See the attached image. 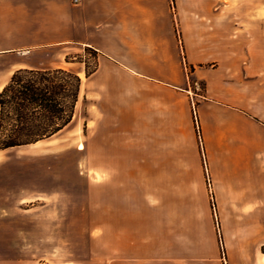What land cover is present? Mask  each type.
Segmentation results:
<instances>
[{
	"label": "crops",
	"instance_id": "obj_1",
	"mask_svg": "<svg viewBox=\"0 0 264 264\" xmlns=\"http://www.w3.org/2000/svg\"><path fill=\"white\" fill-rule=\"evenodd\" d=\"M259 22L258 9L228 8L226 0H0V88L19 69H52L44 68L49 47L94 50L98 66L88 78L108 102L136 113L129 134L138 136V151L130 158L154 163L155 175L187 174L184 153L201 160L195 115L220 216L264 224ZM202 65L211 68L200 71ZM187 68L204 80L203 96L182 81ZM233 145L243 150L236 168L227 155ZM154 204L124 203L121 226H108L118 245L109 247L107 264H223L219 250L204 255L196 242L194 199Z\"/></svg>",
	"mask_w": 264,
	"mask_h": 264
},
{
	"label": "rangeland",
	"instance_id": "obj_2",
	"mask_svg": "<svg viewBox=\"0 0 264 264\" xmlns=\"http://www.w3.org/2000/svg\"><path fill=\"white\" fill-rule=\"evenodd\" d=\"M226 6L258 9L264 31V0H226ZM48 54L44 68L82 74L79 102L70 125L48 141L0 152V264H107L109 247L113 251L118 245L108 226H121L124 203L141 200L154 206L156 200L187 198L194 199L196 242L204 255L219 250L223 264H264V224L235 223L234 214H219L195 115L201 160L188 149L181 161L188 164L187 174L162 170L155 175L154 163L130 158L138 151V136L129 134L136 113L108 102L101 85L86 76L98 66L97 53L67 45L49 47ZM201 67L206 71L211 65ZM183 71L182 81L203 96L204 80L194 78L190 68ZM230 150L228 157L233 155L239 167L243 150L238 145ZM209 207L211 217L206 216ZM173 210L181 216L186 208Z\"/></svg>",
	"mask_w": 264,
	"mask_h": 264
},
{
	"label": "trees",
	"instance_id": "obj_3",
	"mask_svg": "<svg viewBox=\"0 0 264 264\" xmlns=\"http://www.w3.org/2000/svg\"><path fill=\"white\" fill-rule=\"evenodd\" d=\"M81 85L76 73L63 68L15 71L0 90V152L62 132L74 118Z\"/></svg>",
	"mask_w": 264,
	"mask_h": 264
},
{
	"label": "built area",
	"instance_id": "obj_4",
	"mask_svg": "<svg viewBox=\"0 0 264 264\" xmlns=\"http://www.w3.org/2000/svg\"><path fill=\"white\" fill-rule=\"evenodd\" d=\"M80 1H81V0H72V2H73L74 4H78V3H80Z\"/></svg>",
	"mask_w": 264,
	"mask_h": 264
},
{
	"label": "bare ground",
	"instance_id": "obj_5",
	"mask_svg": "<svg viewBox=\"0 0 264 264\" xmlns=\"http://www.w3.org/2000/svg\"><path fill=\"white\" fill-rule=\"evenodd\" d=\"M2 88H3V87H2ZM2 88H0V90H1ZM263 261H264V259H263Z\"/></svg>",
	"mask_w": 264,
	"mask_h": 264
}]
</instances>
